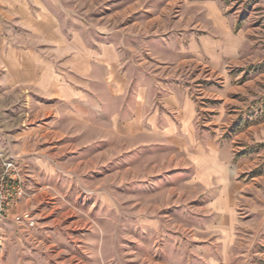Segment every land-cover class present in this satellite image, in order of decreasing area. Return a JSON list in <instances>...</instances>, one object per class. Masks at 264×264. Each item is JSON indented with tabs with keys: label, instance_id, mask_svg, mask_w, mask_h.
<instances>
[{
	"label": "rangeland",
	"instance_id": "rangeland-1",
	"mask_svg": "<svg viewBox=\"0 0 264 264\" xmlns=\"http://www.w3.org/2000/svg\"><path fill=\"white\" fill-rule=\"evenodd\" d=\"M56 2L66 33L72 26L83 30L88 43L112 47L113 58L89 65L90 76L82 79L91 96L79 105L36 88L28 92L0 68V164L13 158L24 188L11 213L28 211L34 219L30 225L0 216V264H208L209 256L220 264H264V215L255 220L254 204L264 191H247L236 236L215 237L202 220L196 190L186 185V166L170 160L183 154L170 141L140 135L139 124L166 88H187L215 102L204 91L220 86L221 78L188 59L186 49L190 37L209 30L205 5L215 3L247 30L248 59L231 65L232 72L242 69L234 83H257L229 136L264 127V0ZM24 36L15 34L16 45ZM233 142L238 156L259 153L245 180L264 175V143ZM220 240L228 244L224 253Z\"/></svg>",
	"mask_w": 264,
	"mask_h": 264
},
{
	"label": "crops",
	"instance_id": "crops-1",
	"mask_svg": "<svg viewBox=\"0 0 264 264\" xmlns=\"http://www.w3.org/2000/svg\"><path fill=\"white\" fill-rule=\"evenodd\" d=\"M56 3V0H0V68L11 83L26 86L28 92L36 88L56 102L79 105L91 96L82 79L90 76L89 65L93 60L112 59L113 49L88 43L83 30H75L74 26L66 33L63 14L58 12ZM205 15L209 30L190 37L186 49L188 59L200 62L208 68V74L221 78L220 86L204 91L215 102L207 104L193 97L187 88H166L162 90L160 103L146 112L139 124L140 135L170 141L183 154L178 160L173 153L170 160L176 159L175 165L186 166L189 178L186 185L196 190L195 196L205 213L202 220L212 235L224 239L236 236L238 222L246 217L240 207L248 201L247 191L254 186L264 191V175L245 180V173L258 165L259 153L253 158L238 156L233 141L249 137L262 144L264 127H251L250 133H236L233 139L229 136V126L240 121L245 95L257 84L253 79L234 83L233 76L241 74L242 69L235 73L230 68L248 59L243 55L247 30L236 28L235 21L215 3L205 5ZM15 29L28 30L19 45L14 42L15 34L23 36L10 33ZM102 73L109 77L111 70L106 68ZM139 109L141 112V105ZM8 141L18 145L17 140ZM260 152L264 155V151ZM257 196L260 200L254 202L255 220L259 221L264 215V196ZM14 210L15 207L0 216L13 217ZM220 246V252H226L228 244L220 240ZM208 264L220 261L209 256Z\"/></svg>",
	"mask_w": 264,
	"mask_h": 264
},
{
	"label": "built area",
	"instance_id": "built-area-1",
	"mask_svg": "<svg viewBox=\"0 0 264 264\" xmlns=\"http://www.w3.org/2000/svg\"><path fill=\"white\" fill-rule=\"evenodd\" d=\"M24 188L18 163L13 158H5L0 164V214L11 210L19 204ZM17 221L33 224L34 219L28 211H15Z\"/></svg>",
	"mask_w": 264,
	"mask_h": 264
},
{
	"label": "bare ground",
	"instance_id": "bare-ground-1",
	"mask_svg": "<svg viewBox=\"0 0 264 264\" xmlns=\"http://www.w3.org/2000/svg\"><path fill=\"white\" fill-rule=\"evenodd\" d=\"M169 2V1H168Z\"/></svg>",
	"mask_w": 264,
	"mask_h": 264
}]
</instances>
